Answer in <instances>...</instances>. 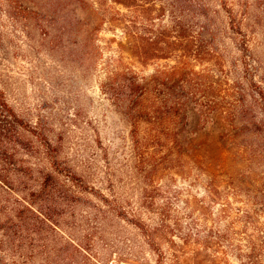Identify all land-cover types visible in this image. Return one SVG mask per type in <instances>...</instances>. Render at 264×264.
<instances>
[{"label":"rangeland","instance_id":"rangeland-1","mask_svg":"<svg viewBox=\"0 0 264 264\" xmlns=\"http://www.w3.org/2000/svg\"><path fill=\"white\" fill-rule=\"evenodd\" d=\"M156 1L166 21L206 32L208 58L193 68L198 140L219 147L210 168L188 159L170 168L165 147L137 152L121 102L103 90L116 81L112 59L145 74L165 59L141 62L116 21L90 41L62 0H0V89L25 125L0 162V264H248L250 240L264 264V0ZM49 155L89 190L38 193ZM147 181L199 199L198 256L165 242L160 254L118 211L98 212L107 209L100 195L134 210Z\"/></svg>","mask_w":264,"mask_h":264},{"label":"trees","instance_id":"trees-1","mask_svg":"<svg viewBox=\"0 0 264 264\" xmlns=\"http://www.w3.org/2000/svg\"><path fill=\"white\" fill-rule=\"evenodd\" d=\"M62 1L71 6L73 25L77 30L84 26L85 36L90 41L103 25L116 21L128 36L132 54L141 62L167 61L146 74L137 72L117 58L108 63L112 65L109 71L116 75V81L105 84L103 90L110 98L121 102L122 112L131 125L134 149L139 153H152L155 148L165 147L170 168L175 162L185 159L197 165L205 161L208 168L212 167L219 147L198 140L197 124L202 113L196 107L199 100L198 72L193 68L196 62L208 58L209 50L203 49L207 40L204 27L187 19L166 21L167 9L156 0ZM112 3L121 5L124 11L114 9ZM189 86L191 95L188 94ZM24 126L23 119L15 113L0 89V162L10 161L13 157L14 154H9L8 150L11 144L15 146L17 128ZM49 157L50 170L42 168L38 193H63L73 186L89 190L79 183L80 177L71 170L58 168L54 157ZM195 168L199 171L196 165ZM151 184L147 181L140 189L134 210H127L118 200L100 195L99 200L107 209L101 210L100 207L98 212L105 215L106 211H118L117 215L134 223L149 246L160 254L164 253L161 243L165 242L174 255L198 256L201 253L196 230L201 217L197 208L199 199L189 189L186 197L180 199L179 191L169 193L159 186L153 188ZM191 198H194L193 204ZM144 214L149 215L153 222H146ZM249 242L246 260L248 264H255L261 250L255 241Z\"/></svg>","mask_w":264,"mask_h":264}]
</instances>
